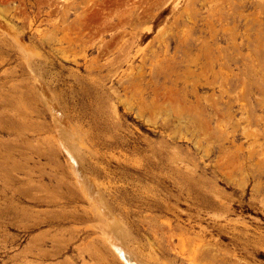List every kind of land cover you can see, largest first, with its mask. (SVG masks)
Returning a JSON list of instances; mask_svg holds the SVG:
<instances>
[{
    "label": "rangeland",
    "instance_id": "374dc122",
    "mask_svg": "<svg viewBox=\"0 0 264 264\" xmlns=\"http://www.w3.org/2000/svg\"><path fill=\"white\" fill-rule=\"evenodd\" d=\"M0 15V264H124L57 137L144 262L161 241L187 264L160 229L202 213L240 240L212 233L201 264H264V0H0Z\"/></svg>",
    "mask_w": 264,
    "mask_h": 264
},
{
    "label": "bare ground",
    "instance_id": "6f19581e",
    "mask_svg": "<svg viewBox=\"0 0 264 264\" xmlns=\"http://www.w3.org/2000/svg\"><path fill=\"white\" fill-rule=\"evenodd\" d=\"M96 1V0H95ZM41 3V2H40ZM54 4V3H53ZM42 4H40V6H41ZM58 5V4H57ZM54 6V5H53ZM56 6V5H55ZM56 9H58L57 7L55 8V10H54V8H53V10H51V12H50V14L53 16V12H56ZM62 9V8H61ZM68 8H65V9H62L61 11L63 12L64 10H67ZM40 10V9H39ZM91 10V9H90ZM53 11V12H52ZM58 11V10H57ZM94 11V10H93ZM62 12H59L60 13V15H63L62 14ZM94 12H96V11H94ZM40 13V12H39ZM47 13H49V12H47ZM71 13V12H70ZM90 14H91V12H90ZM47 15V14H46ZM50 15V16H51ZM55 15V14H54ZM59 15V16H60ZM1 16V15H0ZM39 16H40V14H39ZM48 16V15H47ZM65 16V14L63 15V17ZM3 17V16H2ZM40 18V17H39ZM65 18H67V17H65ZM57 19H59V18H57ZM61 19H62V17H61ZM60 19V22L62 21ZM90 19H92V18H90ZM4 20V19H3ZM2 20V21H3ZM33 20H36V19H33ZM66 20V19H65ZM89 20V19H88ZM30 21V20H29ZM42 21V20H41ZM59 21V20H58ZM58 21H57V23H58ZM33 22V21H32ZM87 21H85V23H86ZM89 22H90V20H89ZM82 23H84V22H82ZM109 23V22H108ZM7 24H9L8 22H7ZM90 24V23H89ZM83 25V24H82ZM81 25V26H82ZM86 24H84L83 25V29H87V28H89V27H85L84 28V26H85ZM91 25V24H90ZM102 25H104L103 23H102ZM1 26V25H0ZM7 26V25H6ZM9 26V25H8ZM31 26V25H30ZM59 26L60 25H58L57 24V27L59 28ZM92 27H93V23H92ZM106 27V25L104 26V28ZM108 27H109V25H108ZM32 28V27H31ZM62 28V27H61ZM60 28V29H61ZM81 28V29H82ZM11 29H12V27H11ZM14 29V28H13ZM63 29H64V27H63ZM80 29V30H81ZM90 29V28H89ZM89 29H87V30H89ZM106 30L105 31H107V32H109V31H112L113 32V25L111 24V26H110V28H105ZM38 30V29H37ZM41 30V29H40ZM66 30V29H65ZM76 30V29H75ZM91 30V29H90ZM89 30V31H90ZM101 30V29H100ZM103 30V29H102ZM149 30H150V28H149ZM148 29H147V32L149 31ZM69 31V30H68ZM71 31V30H70ZM70 31H69V33H70ZM18 32V31H17ZM63 32V31H62ZM78 32H79V30H78ZM100 31H98V33H99ZM111 32V33H112ZM150 32V31H149ZM15 33V32H14ZM38 33H39V31H38ZM67 33V32H66ZM72 33H76V32H73L72 31ZM80 33V32H79ZM82 33V32H81ZM86 33V32H85ZM89 33V32H88ZM98 33H97V35H98ZM105 33V32H104ZM89 34H91V33H89ZM95 34V33H94ZM100 34V33H99ZM150 34V33H149ZM44 35V34H43ZM70 35V34H69ZM76 35V34H75ZM81 35H83V33L81 34ZM92 35V34H91ZM96 35V34H95ZM46 36V35H45ZM44 36V37H45ZM66 36H67V34H66ZM66 36H63V37H66ZM71 36H72V34H71ZM77 36V35H76ZM75 36V37H76ZM93 36V35H92ZM147 35H145L144 36V38L146 37ZM17 37L18 36H16V39H17ZM68 37V36H67ZM75 37H74V39H75ZM82 37H84V36H82ZM95 37H97V36H95ZM100 37H102V36H100ZM116 38H117V36H115ZM139 37V36H138ZM43 38V37H42ZM46 38V37H45ZM120 38H121V40L122 39H125L126 38V35L125 34H120L119 35V39H117V40H120ZM97 39V38H96ZM137 39V38H136ZM136 39H134V40H136ZM45 40V39H44ZM65 40V39H64ZM72 40V39H71ZM46 41V40H45ZM73 41V40H72ZM75 41V40H74ZM82 41V40H81ZM95 41V40H94ZM104 41V40H103ZM113 41V40H112ZM78 42V41H77ZM91 42V41H90ZM117 42V41H116ZM134 43V42H133ZM77 44V43H76ZM77 45H79V44H77ZM109 45V44H108ZM107 45V46H108ZM111 45H112V42H111ZM135 45V44H134ZM72 46V45H71ZM91 46H92V44H91ZM124 46H127V45H125L124 44ZM132 46H133V44H132ZM131 46V47H132ZM69 47H70V45H69ZM105 47V46H104ZM111 47V46H110ZM109 47V48H110ZM128 47V46H127ZM126 47V48H127ZM68 48V47H67ZM61 49V48H60ZM64 49V48H63ZM107 49V48H106ZM106 49H105V51L103 50V52H106L107 53V51H106ZM109 50V49H108ZM110 51V50H109ZM61 52V51H60ZM102 52V53H103ZM109 53V52H108ZM64 54V53H63ZM107 55V54H106ZM65 56V55H64ZM67 59V58H66ZM68 59H69V56H68ZM75 60V59H74ZM69 61V60H68ZM67 61V62H68ZM75 61H77V60H75ZM75 61H73V62H75ZM118 69V68H117ZM116 72H118L117 70H116ZM101 77V76H100ZM105 76H103L102 78H104ZM101 78V79H102ZM106 78V77H105ZM135 78V77H134ZM39 81V80H38ZM46 84V83H45ZM43 85H44V83H43ZM45 86V85H44ZM46 88V87H45ZM99 90H101V89H99ZM137 91H139L138 89H136ZM153 95L154 96H156L157 95V92L154 90L153 91ZM53 97V96H52ZM56 101V100H55ZM50 103V102H49ZM54 104V103H53ZM49 105V109H50V111H51V113H52V115L54 116V119H55V121L57 122V121H63L64 120V118L63 117H65V116H63V112H61L60 111V107L58 108V107H56V106H54V105ZM56 104V103H55ZM57 105V104H56ZM48 109V110H49ZM128 110H133V106L131 105V106H129L128 107ZM137 112H138V114L142 117V118H144V116L142 115V112H141V106H140V104H139V106H138V110H137ZM66 118V117H65ZM66 120H67V118H66ZM65 120V121H66ZM71 122V121H70ZM66 123V122H65ZM56 124V123H55ZM61 124V123H60ZM60 124H58L57 123V125L59 126ZM70 124V123H69ZM74 127V126H73ZM76 129V128H75ZM65 142H66V140H64ZM63 141V139H61L60 137H57V142H58V145L61 147V149L63 150V152L65 153V155H66V157H67V159H68V163L70 164V168H71V171H72V173L74 174V176L76 177V180H77V183H78V185L80 186V188H81V190H82V192H83V194L86 196V198L88 199V201H90L91 203H92V205H91V207L93 206V208L96 210V212H97V214H98V216H100V218H101V220H103V222L102 223H104L105 224V222H106V224L108 225V227H103L104 226V224L103 225H101L102 227H101V229H100V238H101V240L103 241V243L108 247V249H109V251L115 256V257H118V260H120L122 263H124V264H147V262L148 261H146V262H144L145 260L144 259H141L139 256H138V253L136 252V250L135 249H132V248H130L124 241L125 240H123V235H126V237H127V234H128V231H127V234L125 233V231H126V229H122V227H120L118 224H120V223H117V221H116V219L118 218H115V216L112 214L113 212H111L110 210L111 209H109V207H108V205L107 204H105V203H102L103 201H101V200H99L98 198V196L99 195H95V193H93L92 192V187H94L97 183H96V180L95 179H92V177L91 178H89V184H87L86 185V182L88 183V180H87V178H86V176H85V178H84V175L82 174V171H83V173H84V169H83V167H81V169H82V171L80 170V167H79V165H81V164H79V159L77 158V156H75V153L73 152V150L69 147V145H67L65 142ZM77 155V154H76ZM85 174V173H84ZM87 174V173H86ZM143 175H147V173H146V171H145V174H144V172L142 173ZM87 176H88V174H87ZM91 176V175H90ZM87 180V181H86ZM98 182V181H97ZM97 186L98 185H96L95 187L97 188ZM99 187V186H98ZM97 189H99V188H97ZM96 189V190H97ZM217 189V188H216ZM218 190V189H217ZM97 192H98V190H97ZM98 194H99V192H98ZM204 196V194L202 193L201 194V196ZM206 195V194H205ZM97 196V197H96ZM103 197V196H102ZM101 197V198H102ZM203 199H204V197H203ZM204 201H205V203H204V205L205 204H208V206L210 207H212V208H214L215 210L217 209V211L220 209V208H223V206H225V204H223V202L221 203L220 202V199L218 198V199H212V198H205L204 199ZM107 203V202H106ZM207 206V207H208ZM207 207L206 208H204V209H207ZM210 207V208H211ZM226 207V206H225ZM228 207H229V205H228ZM111 208V207H110ZM166 207L165 206H161V207H158V210L159 211H163L164 209H165ZM226 209H227V207H226ZM211 210V209H210ZM221 210V209H220ZM213 211V210H212ZM222 211V210H221ZM230 212V213H232V214H234L235 213V211H234V208H233V206L232 205H230V207H229V209L227 210V212ZM196 212H198V211H196ZM229 212H228V214H229ZM202 214V213H201ZM201 214H198V216L197 215H195V216H191V215H188L189 216V218H188V220H186V222L185 223H187V224H183V226H173L170 222H165L163 225H162V227H161V229L160 230H164L165 231V235L167 236V243L170 245V247L172 248V251L176 254V255H178L179 257H181L182 259H184L186 262H187V264H201L202 263V261H204V260H215V258H216V256L213 254V251H214V248L215 247H217V248H219V247H221V242L220 241H218V242H211V241H209L208 242V240H207V237H209L210 235H212V233H217L220 237H221V239L223 238V237H225L226 238V236H224V234L225 233H227L228 235H230L231 236V240H232V242H234L235 241V239H236V242L237 241H239L240 239V237H239V233H238V225H240V223H238V222H236V223H233V222H228V223H226V224H222L221 223V220L220 219H218L219 218V216H216V214L215 215H213L214 216V218L213 219H210L211 220V222L212 223H210V220H208L207 221V219L208 218H210V217H208L207 219L206 218H204V216H200ZM203 215V214H202ZM215 216H216V218H215ZM218 217V218H217ZM223 218V217H222ZM221 218V219H222ZM119 220V219H118ZM105 221V222H104ZM191 222H193V223H195V225L197 226H199V228H200V231H199V233L198 234H196L195 235V237L194 238H190V237H188L190 234H192V232H190L189 230L192 228L191 226H190V224H191ZM101 223V224H102ZM204 223V225L202 226V224ZM105 224V225H106ZM94 225V224H93ZM100 227V225L98 226V228ZM240 227V226H239ZM95 229H97V227H94ZM245 228V227H244ZM129 229H130V227H129ZM128 230V229H127ZM239 231H240V229H239ZM241 232V231H240ZM242 235H244L243 234V232L241 233ZM122 237V238H121ZM242 237V236H241ZM175 238L178 240L177 242V244H175ZM184 242H188L189 244H193L194 245V250H192L193 251V256L191 257V256H186V253H184L182 250H180V246H178V245H181V244H183ZM250 242H251V240H250ZM187 243V244H188ZM191 246V245H190ZM151 250L153 251H151L152 252V254H151V256H152V258L151 259H154V262L153 263H149L148 262V264H159V263H161V264H174V262H172V263H168V262H166V261H164V260H162V258H160L159 257V255L158 254H161L160 256L161 257H165L166 256V252H165V250H163L162 248H161V241H156L155 243L153 242L152 244H151ZM191 251V252H192ZM187 254H188V252H187ZM163 257V258H164ZM168 260V259H167Z\"/></svg>",
    "mask_w": 264,
    "mask_h": 264
}]
</instances>
